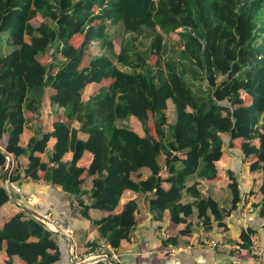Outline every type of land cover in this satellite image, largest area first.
<instances>
[{"label":"trees","instance_id":"1","mask_svg":"<svg viewBox=\"0 0 264 264\" xmlns=\"http://www.w3.org/2000/svg\"><path fill=\"white\" fill-rule=\"evenodd\" d=\"M119 25L123 38L116 52L107 31ZM178 30L182 50L178 59L166 58L165 36ZM140 37L150 45L140 48ZM100 40L108 53L91 56ZM47 53L48 64L41 60ZM104 80L112 83L84 98L89 84ZM46 96L54 113L63 110L70 121L56 120L52 132L40 130L22 147L27 114L39 116ZM222 134L229 136L226 142ZM52 138L57 142L45 162L36 154L46 152ZM236 140H242L240 149ZM223 145L243 162L255 157L251 170L264 175V0H0V183L9 159L11 184L44 172L46 182L76 199L80 216L90 218L91 209L109 213L93 225L99 241L119 251L131 239L142 198L158 220L169 211L172 223L189 230L196 214L207 233L214 223L227 230V219L245 201L236 177L230 176L228 209L203 199L199 186V180L217 178ZM85 151L94 157L89 175L96 173L89 205L77 167ZM68 152L73 159L65 163ZM128 190L139 198L116 213ZM260 190L264 196V181ZM10 199L0 184V208ZM255 233L241 229L240 249H251ZM55 236L21 211L0 229V249L7 242L9 257L15 252L24 264H56L59 250L48 252ZM163 244L177 245V238Z\"/></svg>","mask_w":264,"mask_h":264},{"label":"crops","instance_id":"2","mask_svg":"<svg viewBox=\"0 0 264 264\" xmlns=\"http://www.w3.org/2000/svg\"><path fill=\"white\" fill-rule=\"evenodd\" d=\"M119 52V49L118 51ZM101 53L99 55H103ZM94 56H97L93 54ZM98 55V56H99ZM86 60V64L88 63ZM112 80H104L102 83L89 84L84 91V98L95 94L101 87L109 86ZM246 104H250L251 100H245ZM49 96H46L42 106L41 114L39 116L27 114L29 125L24 129L20 137V145L26 147L40 130L44 133L53 131V124L56 120L70 121L66 117V113L60 110L55 114L52 110ZM55 110V108H54ZM131 125L134 130L143 136L142 126L139 121L131 116ZM72 126L79 129V123L72 121ZM222 139L226 142L229 138L227 134H222ZM82 140H87L88 136L82 132L79 133ZM8 136L5 135L3 146L5 145ZM57 139L52 138L48 142L46 152L37 153L43 161H47V154L53 150ZM242 140H236V147L240 149ZM256 146L259 145L258 140L254 141ZM73 159V153L68 152L63 157V162L68 163ZM256 160L252 157L250 161L243 162L239 154L231 155L226 151L225 146H222V155L216 162L218 166V176L211 181L199 180L201 187L202 198H213L221 207L227 208L230 206L231 195L229 191V184L232 182L230 176H235L239 188L244 198V203L238 209V212L227 219V230L223 228L218 229L214 225V229L206 232L201 225V220L197 218L196 214L190 219L191 229L187 230L183 224H174L170 221L169 211H166L162 220H158L154 215L150 214L148 203L142 198L141 213L137 217V225L133 231L129 241H122V246L119 251L114 250L108 245H103L104 241H99V233L97 228L93 225L94 220L109 215L108 212L91 209L89 211L90 218H85L79 215L80 206L75 198H70L64 194L59 188L53 187L50 183L44 180V172H38V178H28L20 180L17 184L22 190V194L11 190V199L2 208H0V229L4 227L5 223L17 213L23 211L22 205H25L24 196L32 197L36 202V208L32 209L37 214L51 213L65 228L72 231L71 238L65 235L56 234L55 244L56 247L49 248L48 252L54 254L57 250L60 252V259L56 264H81L85 256L90 253L95 254V250L100 248L101 254L114 253L117 260L109 257V260H95L92 264H264V261L257 260L250 250H242L239 246V236L241 229L252 227L256 233L252 240H258L264 249V218L260 216L261 206L264 205V196L261 192V186L264 181L262 171H252L251 164ZM94 157L89 151H85L82 158L78 161L77 167L79 170L80 178H83V189L88 193L85 195L86 204L92 202L91 189L92 177H96V173L92 176L89 175V170L93 164ZM22 166L28 164V158L22 157L19 160ZM15 165L16 162L13 161ZM262 164V162H261ZM163 177L168 176L166 167L162 173ZM9 176V174H8ZM147 172H145V177ZM9 180V179H8ZM10 182V181H9ZM3 185V178L1 183ZM166 189L169 188L168 184H164ZM139 196L132 192L126 191L116 209V213L122 211L123 206L130 200H136ZM190 199H184V202H189ZM258 204V207H254ZM168 238H177V245L165 246L163 241ZM215 240L224 243V249H217L202 243V239ZM36 241L35 238L31 239ZM231 240L232 242H229ZM98 242L95 247L94 243ZM101 246V247H98ZM9 244L4 242L2 249H0V264H24L14 254L9 257L7 249ZM14 250V248H12Z\"/></svg>","mask_w":264,"mask_h":264},{"label":"built area","instance_id":"3","mask_svg":"<svg viewBox=\"0 0 264 264\" xmlns=\"http://www.w3.org/2000/svg\"><path fill=\"white\" fill-rule=\"evenodd\" d=\"M4 187L7 189V191L10 194H11L12 189L15 190L17 193L22 194L21 188L15 184H11L9 180H7ZM23 201L25 203V206L31 207L32 209L33 208L35 209L37 206L35 200H33L32 197L24 196ZM39 215H40V218L39 219L36 218V219L39 220L46 227L47 230H49L50 232L54 234H61V235H65L69 239L71 238L72 231L68 228H65L63 224L60 222V220L57 219L53 214L44 213V214H39ZM201 241L202 243L210 247L217 248L220 250L226 247V245H224L223 243H218L215 240H208L206 238H203ZM100 251L102 252V250L98 248V250H95V254L90 253L89 255L85 256L83 262L85 264H92L98 258L100 260L105 261L106 259L109 260V257H112L114 260H117V256L114 253H112V256L110 254H104V253L99 255L98 253H100ZM251 252L255 257H258V258H261L264 256V249L262 248L261 244L256 239L252 240Z\"/></svg>","mask_w":264,"mask_h":264},{"label":"rangeland","instance_id":"4","mask_svg":"<svg viewBox=\"0 0 264 264\" xmlns=\"http://www.w3.org/2000/svg\"><path fill=\"white\" fill-rule=\"evenodd\" d=\"M35 25H37V21L34 22ZM179 31L173 32L171 34H168L165 36V57L166 58H175L178 59L179 57V52L182 50V42L179 37ZM108 35L115 40V51H118L119 45L121 42V39L123 38V29L122 26H114L108 29L107 31ZM137 44L139 45L140 48H146L150 45V39L145 38V37H140L137 40ZM5 49L10 52L13 49V46L11 44H5ZM107 51L102 48V41H98L91 49H90V55L92 54L99 55L101 53H106ZM7 53V52H6ZM108 53V52H107ZM42 62L48 64L49 62L52 61V57L50 53H47L46 55L42 56ZM199 84V83H196ZM205 85V83H203ZM54 111V109H52ZM168 116L170 121H174V111L172 106H170L168 110ZM257 260H262L264 261V256L261 258L256 257Z\"/></svg>","mask_w":264,"mask_h":264},{"label":"water","instance_id":"5","mask_svg":"<svg viewBox=\"0 0 264 264\" xmlns=\"http://www.w3.org/2000/svg\"><path fill=\"white\" fill-rule=\"evenodd\" d=\"M11 160L9 159L8 160V166H7V168L5 169V171H4V174H3V185L5 186V184H6V182H7V180H8V172H9V170H10V168H11ZM22 210L26 213V214H28V215H30V216H33V217H35V218H37V219H39L40 218V215L39 214H37V213H35L32 209H30V207H28V206H25V205H22ZM81 264H85V263H81Z\"/></svg>","mask_w":264,"mask_h":264}]
</instances>
